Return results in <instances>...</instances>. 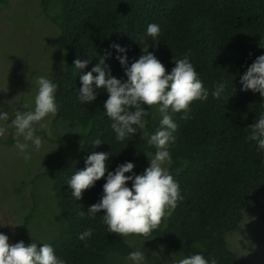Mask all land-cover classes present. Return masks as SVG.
Masks as SVG:
<instances>
[{
	"label": "trees",
	"instance_id": "trees-1",
	"mask_svg": "<svg viewBox=\"0 0 264 264\" xmlns=\"http://www.w3.org/2000/svg\"><path fill=\"white\" fill-rule=\"evenodd\" d=\"M40 3L45 24L55 31L50 38L58 53H54L55 66L50 68L48 79L58 85L55 95L59 110L46 122L53 136H47L40 127L36 134L50 138L56 147L45 159L44 168L29 182H18L13 190L20 195L27 184L34 187L41 184L42 191L49 186L46 194L51 195L56 207L46 216L35 213V208L25 211L22 231L13 243L36 242L38 246L50 243L66 264H121L123 257L127 258L144 243L158 248L161 257L150 264H164L162 256L166 250L170 258L199 253L208 260L215 258L218 264H249L239 260L229 248L227 235L242 232L240 223L245 210L260 207L264 200V151L257 152L256 142L248 139V126L264 112V97L242 90L240 82L247 68L264 55V0H40ZM151 23L160 27L158 43L147 35ZM114 44L126 52H118L112 47ZM144 48L154 53L169 73L175 67L174 59L183 58L190 50L189 59L210 94L207 101L192 104L190 119H180L182 113L173 115L178 129L175 143L169 146L171 164L167 167L179 183L183 200L150 237L128 236L136 239L130 243L128 237L108 232L107 225L102 223L103 211L95 218H90L87 212L102 198L107 173L85 190L80 200L71 195L67 182L75 172L85 168L86 158L93 151L109 152V171L132 162L134 169L126 175H139L150 166L149 159L156 149L147 144L140 132L123 141L116 140L112 121L104 109L108 98L105 90H97L95 101L81 103L76 93L78 80L70 90L62 86L60 79L68 74L64 62L69 64L70 56L79 57L75 51L82 50L90 63L78 77L74 74L76 78L106 57L105 64L112 75L126 80L117 57L126 55L130 65ZM34 74L32 70L29 75ZM225 81V92L214 99L213 86ZM0 106L5 104L0 102ZM145 107L149 113L146 130L153 134L162 117L156 107ZM96 138L103 143L93 148L91 144ZM13 141L8 136L6 143ZM30 162V159L23 161L28 168ZM127 186L131 187L132 181ZM34 221L46 223L45 231L40 225L39 232H32ZM52 227L56 233L46 236ZM89 228L93 229L91 237L80 240V234ZM113 252L119 253L120 258H110Z\"/></svg>",
	"mask_w": 264,
	"mask_h": 264
},
{
	"label": "clouds",
	"instance_id": "clouds-1",
	"mask_svg": "<svg viewBox=\"0 0 264 264\" xmlns=\"http://www.w3.org/2000/svg\"><path fill=\"white\" fill-rule=\"evenodd\" d=\"M147 35L153 37L158 43L159 40L156 38L160 36V27L155 23L149 24ZM49 45L53 46L51 38ZM112 47L118 52H126V49L118 44ZM75 53L80 56L72 58L68 54L71 61L69 64L64 62V66L67 65L68 74L60 79L62 86L73 90L77 79L76 93L79 94L78 100L81 103L95 101L97 90H105L108 98L104 102V109L112 121L111 128L116 134V140L123 141L140 132L142 137L147 139V144L154 146L156 151L149 159L150 166L139 175H126L134 169L132 162H125L118 165L114 171H109L107 166L109 152L93 151L86 158L85 168L75 172L67 182L72 189L71 195L80 200L82 193L93 187L107 173L106 183L103 185V196L99 202L88 208L89 217L95 218L103 211L102 223L107 225L109 233H115L121 237L132 235L150 237L153 231L159 229L161 224L172 215L178 202L183 200L179 183L167 167L171 164L169 146L175 143L174 134L178 129L173 115L182 113L180 119H190L192 104L196 101H207L210 90L204 86L190 61V50L184 54L183 58L174 59L175 67L170 73L148 48L142 49V54L130 65L126 55L118 56L117 59L124 68L126 80L112 75L110 68L105 64L106 57H101L99 63L91 71L76 78L74 74L76 73L78 77L90 60H85L86 56L82 50H76ZM29 76L30 80L35 77L38 86L32 84V81L24 85L26 90L33 86L38 89L34 99V108L18 99L15 106L10 104L9 111L5 106L0 110V121H8L10 116H13L11 127L15 130V135L22 136L24 141H30L38 151L42 146V138L36 134V125L40 124V128L45 130L47 136H53L52 128L41 122L58 113L59 108L55 95L58 85L43 76L39 78ZM240 82L243 86L242 90H251L264 97V55L258 56L247 68V71L240 77ZM226 86V81L216 83L211 96L219 99L225 92ZM0 102H2L1 95ZM145 106L156 107L162 117L159 120V127L153 134H149L146 130L148 123L146 117L149 113ZM14 110L17 111L14 113ZM248 128V139L256 142L257 152L264 151V112ZM5 132L6 128L0 127V137H3ZM102 143L99 138H96L91 146L95 148ZM17 147L25 154V160L31 158L27 153L29 147L27 143L18 142ZM128 181H132L131 187L127 186ZM39 186L33 187L35 197H37ZM45 198L48 202L51 201L48 194H45ZM32 208H35V205ZM52 210L55 208L40 209L35 213L40 212L46 216L48 213L51 214ZM25 211L23 210V213ZM80 215L83 216L84 212ZM34 222L33 225L37 229L31 231L37 233L39 232L37 226L41 222ZM43 224H45L43 227L45 231L47 224ZM50 229L51 231L46 236L56 233L54 227ZM92 233L93 229L89 228L80 234L79 239L86 240L91 237ZM130 239L136 240L134 237H128L127 240ZM138 249L130 252L127 259L133 264H144L145 254ZM0 264H66V262L57 256L50 243H42L39 246L36 242L28 245L24 241L10 243L9 237L0 233ZM175 264H218V262L215 258L208 260L203 254L198 253L181 258L175 261Z\"/></svg>",
	"mask_w": 264,
	"mask_h": 264
},
{
	"label": "rangeland",
	"instance_id": "rangeland-1",
	"mask_svg": "<svg viewBox=\"0 0 264 264\" xmlns=\"http://www.w3.org/2000/svg\"><path fill=\"white\" fill-rule=\"evenodd\" d=\"M42 10L40 0L0 2V92L3 93L0 95L6 109L10 104L15 106L18 99L34 108L38 89L33 86L26 90L24 85L32 81V84L38 86L35 77L31 76L33 78L30 80L29 74L35 70L34 76L49 78L48 71L55 66L53 57L54 53L58 52L49 45L50 37L55 31L45 24ZM27 62L29 64H25ZM3 107L0 106V109ZM11 118L14 117L10 116L8 121H0V127L6 128L4 136L0 137V233L7 235L10 243H13L22 231L23 210L28 211L34 205L37 210L52 209L55 206L49 193L51 201L48 202L45 198L49 186L42 191L40 184L37 188L38 201L35 200V204L32 198L34 193L31 192L34 186L27 184L26 190L20 195L15 193L13 186L22 180L29 182L34 178L44 168L45 159L55 150L56 144L51 142L50 138L37 134L42 138L41 148H46L37 151L30 141H24L22 136L15 135V130L11 127ZM51 118L52 116H49L41 123L50 122ZM39 127L40 124H37L36 128ZM8 136L13 138L12 143H6ZM18 142L29 145L27 153L32 160L31 168L24 165L25 154L17 147ZM56 220L61 221L60 218ZM40 225L45 227L43 223ZM240 226L242 232H231L227 235L229 248L237 254L239 260L249 264H264V200L261 201L260 207L245 210ZM35 229L37 228L33 225L31 230ZM129 241L135 242L132 239ZM150 244L144 243L145 248L138 245V250L145 254L144 264H150L154 259L161 260L158 248L150 247ZM169 253L166 251L162 256L165 258L164 264H175V261L182 258L181 256L170 258ZM110 258H120L119 253H110ZM119 263L133 264L126 257Z\"/></svg>",
	"mask_w": 264,
	"mask_h": 264
}]
</instances>
